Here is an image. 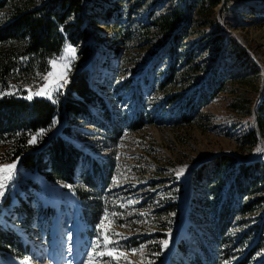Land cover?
Returning <instances> with one entry per match:
<instances>
[{
    "label": "rangeland",
    "instance_id": "rangeland-1",
    "mask_svg": "<svg viewBox=\"0 0 264 264\" xmlns=\"http://www.w3.org/2000/svg\"><path fill=\"white\" fill-rule=\"evenodd\" d=\"M88 2L84 19L93 33L87 41L91 54H82L84 45H75L66 36L63 50L52 59L67 57L64 86L56 91V78L45 80L53 71L49 63L34 78L0 84V96L15 93L28 99L32 95V99L45 98L58 105L65 100L75 75L88 69L90 85L101 93V100L89 105L88 116L72 123L57 115L48 134L70 126V140L99 164L109 162L108 179H98V189L87 199L82 198L84 185L78 178L90 170L88 161L80 163L82 169L75 175L78 182L73 185L47 181L30 170H20L18 179L12 175L4 181L0 228L17 230L27 247L24 254L0 250V264H88L94 248L97 253L105 250L102 220L110 239L118 242L127 258L95 255V264H195V255L206 258L212 251L209 240L213 233L206 227L211 209L204 213L198 199L213 204L219 191L221 202L228 197L232 181L231 167L226 165L220 171V186L217 182L211 186L213 195L205 181L195 180L196 170L204 166L205 171L213 172L214 182L216 156L235 158L232 172L239 164L264 160V132L257 131V105L264 92V0H222L211 9L200 7L195 0H120L121 14L114 12L109 17L102 8L111 7L112 2ZM177 4L192 21L177 48L178 74L166 82L171 53H158L161 45L156 29L147 39L139 30ZM4 15L6 11H0V18ZM216 36L222 37L218 43L213 41ZM231 42L249 54L255 67L246 59L236 60ZM69 45L75 49L74 57L65 52ZM42 88L51 96L35 94ZM113 128L120 133H113ZM252 129L257 133L255 144L247 137ZM7 150L0 143V165H6ZM180 169L184 172L177 176ZM90 200L100 205V211L96 223L88 225L82 207ZM26 206L33 209L29 217L25 216ZM87 211L91 212L90 207ZM106 213L108 219L104 220ZM261 216L256 222L262 221L264 209ZM242 219L234 217L229 237L236 240L243 232ZM77 240L81 241L79 249L74 246ZM198 242L202 249L196 246ZM141 246L142 252H133ZM263 258L264 249L254 260Z\"/></svg>",
    "mask_w": 264,
    "mask_h": 264
},
{
    "label": "trees",
    "instance_id": "trees-1",
    "mask_svg": "<svg viewBox=\"0 0 264 264\" xmlns=\"http://www.w3.org/2000/svg\"><path fill=\"white\" fill-rule=\"evenodd\" d=\"M108 1L112 2V6L104 5L103 13L108 17L114 12L116 16L120 15L122 11L117 5L120 0ZM195 2L200 4V7L206 6L211 9L218 6L222 0H195ZM89 3L88 0H41L39 2L37 0H0V11H6L4 18H0L1 86H8L14 80L34 78L45 72L49 67V61L63 50L66 36L73 44L84 45L82 54H91L92 46L87 41L93 33L89 31L84 19V14H87L90 8ZM187 13L180 4L172 5L165 12L142 25L139 30L147 39L153 29H156L159 33V45H161L158 53L161 51L171 53L172 60L166 82L175 79L178 74L177 65L181 60L178 58L177 48L182 44L183 36L187 33L192 21L191 15ZM221 38L216 36L213 39L214 43H218ZM231 43L236 60L246 59L253 66L249 54L237 43ZM104 64L109 62L104 61ZM90 75L91 72L88 69L75 75L65 100L58 105L45 98L28 100L15 93L0 96V143L8 148L6 165L12 163L17 165L20 162L15 174L16 179L20 177V170H30L47 181L69 185L76 184L81 178L85 193L82 198L86 199L89 195H93L89 194L91 191L98 189V179L107 181L109 162L106 165L99 164L90 154L70 140L68 138L71 135L70 126H65L58 134H48L57 115L59 118L66 117L72 123L78 117L88 116L89 105L95 100H101V93H96L90 85ZM166 82L162 85L165 86ZM217 91L216 88L209 95L212 97ZM41 130L46 133L42 139L38 140L37 133ZM258 130L264 132V92L257 105ZM112 131L116 134L120 133L118 128H113ZM33 136H37L36 142L29 143ZM247 137L251 138L254 144L258 142L256 129H252ZM85 161H88L90 170L80 174L77 179L75 175L82 169L80 163ZM212 165L215 168L214 172H217L214 182L211 176L213 172L205 171L204 166L195 172V180L205 181L209 186L208 193L212 192L215 195L211 186L216 182L219 184L217 187L220 186L222 182L220 171H223L226 165L231 167L232 175H229L232 176V181L227 188L228 197L221 202L219 191L213 204H209L208 200L198 199L201 208L205 209L204 213H209L211 209L206 227L211 233L213 232L209 240L212 251L207 253L206 258L195 255L192 261L195 264H226V262L264 264V258L254 260L256 254L264 249V216L260 223L256 222L259 217H262L261 211L264 209V160L255 159L239 164L238 170L232 172L235 158L223 154L216 156ZM93 201L95 200H90L82 207V215L88 225L96 223V215L100 211V205L93 204ZM205 205L212 207L205 208ZM87 207H90L91 212L87 211ZM24 211L26 217L33 213L30 206H26ZM237 215L243 217L239 221L242 223L243 232L235 240L228 236V229ZM80 242L75 241V249ZM247 244L246 251L242 253L241 248L246 247ZM196 246L199 249L203 248L201 242H198ZM26 247L27 244H23V239L17 230L0 228V250H18L19 254H24ZM180 248L183 249V246L181 245Z\"/></svg>",
    "mask_w": 264,
    "mask_h": 264
},
{
    "label": "snow or ice",
    "instance_id": "snow-or-ice-1",
    "mask_svg": "<svg viewBox=\"0 0 264 264\" xmlns=\"http://www.w3.org/2000/svg\"><path fill=\"white\" fill-rule=\"evenodd\" d=\"M66 53H70L73 57L75 56V49L72 46H68L65 49ZM67 57L66 56H61L58 59H54L52 61H49V63L52 65L53 71L48 74V77H45V80L47 81L49 77H55V90L59 91L60 88L64 86V83L67 82V70L69 68V64L66 62ZM63 81V82H61ZM45 88H47V84L45 85ZM36 95H49L51 96L50 92L45 91L44 88H42L40 91L35 93ZM28 99H32V95L28 96ZM44 133V130H41L39 133H37L38 136H42ZM37 139V136H33L29 143H35ZM257 151H261V149H257ZM16 169V164H7V165H0V195H3V189L5 188V183L4 181H8L12 179V175L14 173V170ZM184 172V169H180L179 172L176 173L177 176L182 175ZM112 215H118L113 213ZM108 219V214H105L104 220ZM101 229H104V231L101 233L103 236V243L105 245V250L96 252V249L94 248L92 250V253L89 254V262L88 264H95V255L99 256H109L112 257L113 260H119L121 258L126 259L127 254L124 252H121L119 250L118 242L113 241L110 239V236L107 234V229L105 228L104 221H101L100 224ZM112 235L119 236L121 235L120 233L112 232ZM112 244L114 247L112 248H107V245ZM164 247L168 246V241L165 240L163 241ZM143 250V246H141V249H133V252L141 251ZM149 264H151V261H149Z\"/></svg>",
    "mask_w": 264,
    "mask_h": 264
},
{
    "label": "water",
    "instance_id": "water-1",
    "mask_svg": "<svg viewBox=\"0 0 264 264\" xmlns=\"http://www.w3.org/2000/svg\"><path fill=\"white\" fill-rule=\"evenodd\" d=\"M19 165H20V162L17 164L15 171L17 170V167H18ZM15 171H14V172H15Z\"/></svg>",
    "mask_w": 264,
    "mask_h": 264
}]
</instances>
